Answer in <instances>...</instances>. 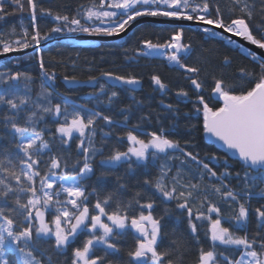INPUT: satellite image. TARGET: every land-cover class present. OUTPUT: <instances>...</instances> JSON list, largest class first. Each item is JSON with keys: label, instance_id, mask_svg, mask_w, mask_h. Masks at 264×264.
Wrapping results in <instances>:
<instances>
[{"label": "snow or ice", "instance_id": "1", "mask_svg": "<svg viewBox=\"0 0 264 264\" xmlns=\"http://www.w3.org/2000/svg\"><path fill=\"white\" fill-rule=\"evenodd\" d=\"M6 3L14 6L12 12L6 9ZM17 12L28 13L33 31L30 33L21 25L22 35L15 40L7 38L17 35L15 26L8 33L0 31V55L34 45L38 48L41 40L49 39L51 33L65 30L92 36H117L145 17L194 21L210 37L221 35L213 28L222 29L264 50V0H227L223 8L220 0H89L87 6L80 5L71 17L40 6L38 0H0V21ZM38 12L62 23L42 35L36 23ZM183 38L181 27L165 43L145 39L143 50H137L136 54L163 57L170 65L184 70L194 90L199 92L203 88L198 78L200 68L184 63L192 46L184 43ZM229 43L235 41L229 40ZM241 51L250 58L253 67L238 70V83L214 78L212 92L217 100L223 101L222 105L210 107L203 95L196 97V103L202 107L194 105L196 113L202 112L204 132L237 157L245 169L243 177L235 173V178L243 184L240 192L224 183L233 175L227 160L225 171L218 175L209 163L199 158V153L186 151L163 127L146 133L145 139L137 134L139 124L134 125L125 134L127 150H114L104 157L102 150L95 147L97 121L103 120L109 126L116 121L100 111L87 110L67 100L53 104L55 88L48 82L56 80V73L48 70L42 55L38 58L41 90L35 100L30 95L35 83L32 76L19 71L0 73V264H59L58 259L53 260L52 253L64 256V264H182L180 258H174L173 251L161 250L164 215H154L155 200L141 203V193L137 192L133 201L124 202L116 200L111 193L101 198L97 189L87 190V179L95 177L100 182L109 175L104 170L96 175L92 161L98 153L102 157V169L126 164L127 170L134 172L136 167H147L150 161L159 166L155 177L150 173L144 176L143 185L154 188L162 201L174 202L175 209L185 214L197 243L200 227L207 222L205 236L210 245L199 247L195 264H264V238L260 237V231L264 230V204L254 209L258 231L251 238L247 232L251 201L264 200V54L242 47ZM223 62L229 64L230 57L224 56ZM101 76L123 85L141 83L132 75L101 72ZM64 80L74 85L82 83L76 76H65ZM151 82L162 92L168 90L159 75H152ZM83 83L98 85L99 92L90 94L107 95L108 105L119 103L120 93H106L105 84L99 83L97 77L89 76ZM176 95L189 97L183 88ZM165 108L179 114V108L172 104ZM129 110L121 108L122 113ZM47 116L53 117L56 125L51 141L36 127ZM128 119L127 115L123 116L125 126ZM170 127L175 128V123ZM57 139L62 146L78 141L83 164L75 175L65 171L69 167L67 159L51 154V143ZM209 159L220 158L213 154ZM161 160L164 163H159ZM175 160L180 161L179 167L169 165L168 161ZM190 162L197 166L200 180L208 177L219 183L203 186L200 181L193 183L184 172ZM79 164L77 160L73 167ZM122 179L116 178L120 189L127 187L121 183ZM93 195L97 198L90 208L89 198ZM213 195L228 205L230 215L222 212L220 204L212 200ZM169 211L164 210L165 214ZM46 213H50V219H46ZM129 232L134 234L135 244L128 248V259L123 261L119 258L121 242ZM82 235L85 239L81 245L72 247ZM173 244L176 250L182 246L179 241ZM69 248L70 257L67 256Z\"/></svg>", "mask_w": 264, "mask_h": 264}, {"label": "trees", "instance_id": "2", "mask_svg": "<svg viewBox=\"0 0 264 264\" xmlns=\"http://www.w3.org/2000/svg\"><path fill=\"white\" fill-rule=\"evenodd\" d=\"M222 8L227 0H220ZM40 6L44 8H52L61 14H67L70 17L76 14L80 5L87 6L89 0H38ZM27 6V5H25ZM6 9L13 11V5L6 3ZM227 17V13L225 12ZM37 26L41 34L49 33L50 29L60 25L62 22L54 21L51 17L40 16L38 12ZM27 28L31 33L33 31L30 17L27 12L15 13L0 21V31L8 33L15 26L17 35L7 37L11 40L19 39L22 35V28ZM184 29L183 42L191 44L192 50L184 60L189 66L200 68L199 81L202 82L203 88L199 92L194 90L188 80L187 73L173 65H170L163 57H144L136 54L137 50H143L142 41L150 39L153 43H165L170 35L179 30ZM80 33V32H75ZM68 31L61 33H51L50 38L60 36L59 39H53L45 43L39 48H35L23 54L6 56L0 58V73L16 72L27 73L32 76L35 83L32 85L31 97L35 100L40 92L41 70L39 67V56H43L45 66L50 72L55 71L56 80L48 82L55 88L52 103H62L67 100L70 104L79 105L87 110L100 111L105 115H109L116 123L107 125L103 120H98L96 124L95 147L101 149L103 156L110 155L114 150L126 151L128 142L126 140V132L132 129L134 125L139 124L138 133L141 138H147L146 133L158 131L161 127L168 129L170 138L180 141L182 147L186 151L194 154L199 153V158L209 163L213 170L220 173L225 171L224 161L227 160L228 170L232 172L224 183L229 184L231 188L240 192L243 184L235 178V173L239 172L243 177L245 169L242 168L241 162L237 158L230 156L225 151L217 148L214 144L205 141L203 130V116L196 113L194 105L202 107L196 103L197 95H203L210 107L221 106V101L214 97L212 88L214 87V78H223L228 83L239 82V69L247 67L251 69L253 63L250 58L241 51V46L237 43H229L218 36L210 37L203 33L199 27L192 28L187 25H173L170 23H156L153 21H142L136 24L129 33L121 39L111 41L98 42H75L66 36L75 34ZM48 40V39H47ZM46 40H41L44 42ZM224 56L231 59L229 64H225ZM258 71V68H257ZM101 72H112L118 75H132L137 77L141 83L136 90L125 91L131 89L127 85H119L111 87L107 85L101 78ZM152 75H159L163 82L168 85L166 92L160 91L157 86L151 82ZM65 76H76L79 81H87L89 76L98 78L99 83L105 84L106 93L118 91L120 93V101L114 105L107 104V95L90 94L98 93V85H79L67 87L63 83ZM183 88L188 91L189 97H178L176 92ZM23 94V92H21ZM140 101L142 103H137ZM161 101L163 103H161ZM172 104L179 108V114L168 111L165 105ZM128 107L130 110L126 113L121 112V108ZM129 117L127 124L123 120V116ZM141 117H147L141 120ZM54 118L47 116L44 121L37 124V130L43 131L45 139L51 141L52 133L55 132ZM22 122V121H21ZM175 123L176 127L170 126ZM110 133V135H105ZM58 135V134H57ZM187 142V143H186ZM78 141L73 140L70 146H62L59 140L52 141V153L67 159L69 167L65 171L70 175H75L79 167H82L83 156L77 149ZM219 157V160H210L212 155ZM179 155V153H176ZM48 159V155L44 156ZM101 155L98 153L92 161L99 175L102 170L109 173L108 177L97 182L95 177L87 179L85 186L89 192L97 189L99 196L102 198L106 194H113L116 200L124 202L133 201L137 192L141 193V203L147 200H155L156 207L154 215H164V241L161 250L173 251L174 258H180L182 264H195L198 249L201 245L207 248L210 241L205 236L207 222L200 227V241L194 239L191 235L185 214L175 209L174 202H164L154 188L144 186L142 180L146 174L155 177L159 172V166L153 165L150 161L147 167H136L134 172L127 170V165H116L111 168L102 169L100 165ZM79 160L80 164L73 167L75 162ZM159 163H164L163 160ZM169 165L180 166V161H168ZM175 167L173 171L175 172ZM184 172L193 183L200 181L201 185L219 183L215 179L205 177L200 180L197 166L194 163H188L184 167ZM122 177L121 183L127 185L126 188L120 189L117 186L116 178ZM97 196H90V208L94 205ZM212 200L219 203L222 212L230 215L231 210L228 205L222 202L219 196L213 195ZM264 204V200L253 199L251 201V211L249 215V224L247 232L251 238L258 231L257 221L254 209ZM235 207V205H233ZM168 208L170 211L165 214L164 210ZM50 213L46 214V219H50ZM213 218L215 216L213 215ZM200 222H198L199 224ZM225 226H229L227 223ZM243 235V232L238 233ZM260 237L264 238V230L260 231ZM85 236L79 237L72 247L80 246ZM179 241L182 245L178 250L173 244ZM122 243V252L120 259L127 261L126 252L129 247L134 246V234L129 232ZM103 255L102 252L98 253ZM233 255H238L234 253ZM53 260H59V264H64V256L57 257L52 253ZM67 256H71V248L67 250ZM13 259H16L13 257ZM114 259V257H109Z\"/></svg>", "mask_w": 264, "mask_h": 264}, {"label": "water", "instance_id": "3", "mask_svg": "<svg viewBox=\"0 0 264 264\" xmlns=\"http://www.w3.org/2000/svg\"><path fill=\"white\" fill-rule=\"evenodd\" d=\"M142 21H153L156 23H170L173 25H187L190 26L192 28H196V27H200L201 29V25H198L196 22L194 21H183V20H171L168 18H164V17H145V18H140L138 21L134 22L125 32L117 35V36H92V35H88L86 33H76V34H72L69 36H66L67 38H71L72 40H74L75 42H98V41H111V40H118L123 38L124 36H126L129 31L138 23L142 22ZM208 27H212V26H208ZM214 31L216 32H220L221 35L218 36L219 38L229 42V40L235 41L238 45H240L241 47L245 48V49H249L252 51L257 52V54H264V50H260L258 48H256L255 45H252L249 41L243 39L242 37L239 36H233L231 33H225L223 32L222 29H215L213 28ZM60 36H55L54 38H50L42 43H40L39 47H41L42 45H44L45 43H47L50 40L53 39H59ZM38 47V48H39ZM37 48L35 45L33 47L27 48V49H23L21 51H17V52H12V53H7V54H2L0 55V58L2 57H6V56H13V55H17V54H23L25 52H29L33 49ZM100 78L109 86L111 85H123V84H119L116 81H112V80H107V78L100 76ZM82 83L78 84V85H74V84H69L67 82H65V80L63 79V83L65 84V86L67 87H74V86H79V85H84V84H89V83H83L84 81H81ZM89 85H93V84H89ZM129 88L131 89H138L140 87L139 85H127ZM223 101H221V105H222ZM204 139L205 141L214 144L217 148L225 151L226 153H228L230 156L237 158L235 156H233L225 147H222L221 144L217 141H215V138L209 136L208 134H206L204 132ZM238 159V158H237Z\"/></svg>", "mask_w": 264, "mask_h": 264}, {"label": "rangeland", "instance_id": "4", "mask_svg": "<svg viewBox=\"0 0 264 264\" xmlns=\"http://www.w3.org/2000/svg\"><path fill=\"white\" fill-rule=\"evenodd\" d=\"M85 42V41H84ZM40 43H42V42H40ZM87 43V42H86ZM245 49V48H244ZM168 62V61H167ZM169 63V62H168ZM47 214V213H46Z\"/></svg>", "mask_w": 264, "mask_h": 264}]
</instances>
